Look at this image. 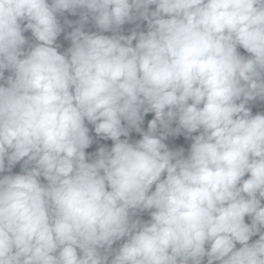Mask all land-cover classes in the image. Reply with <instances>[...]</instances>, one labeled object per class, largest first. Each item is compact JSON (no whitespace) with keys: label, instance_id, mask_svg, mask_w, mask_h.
<instances>
[{"label":"clouds","instance_id":"obj_1","mask_svg":"<svg viewBox=\"0 0 264 264\" xmlns=\"http://www.w3.org/2000/svg\"><path fill=\"white\" fill-rule=\"evenodd\" d=\"M0 81V264H264V0H0Z\"/></svg>","mask_w":264,"mask_h":264}]
</instances>
